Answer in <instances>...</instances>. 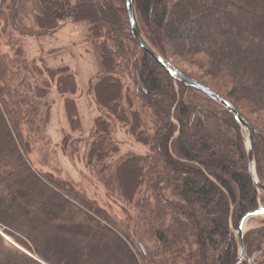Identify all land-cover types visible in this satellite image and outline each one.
I'll use <instances>...</instances> for the list:
<instances>
[{"label":"trees","instance_id":"16d2710c","mask_svg":"<svg viewBox=\"0 0 264 264\" xmlns=\"http://www.w3.org/2000/svg\"><path fill=\"white\" fill-rule=\"evenodd\" d=\"M135 5L149 44L228 101L261 134L253 133V144L264 184V0H136ZM68 19L90 24L87 40L99 71L90 93L102 114L94 121L87 167L139 215L124 211L119 221L76 185L33 168L31 138L40 129L31 115L32 95L44 99L55 85L66 96L71 131L82 132L73 98L77 80L68 67L29 65L17 43L11 56L0 44V229L21 248L0 235V264H235V232L259 209L260 193L234 117L201 91L174 82L145 52L135 59L132 46H139L126 0H0V23L20 38L52 35L59 21ZM27 21L37 32L31 33ZM133 58L139 104L113 76ZM182 64L201 73L189 74ZM19 66L35 76V88L15 71ZM115 122L150 153H129L112 165L120 154ZM81 141L66 135L64 151L71 147L79 154ZM144 189L142 205L137 197ZM244 244L247 258L257 255L254 262L261 264L264 227L248 232Z\"/></svg>","mask_w":264,"mask_h":264},{"label":"rangeland","instance_id":"374dc122","mask_svg":"<svg viewBox=\"0 0 264 264\" xmlns=\"http://www.w3.org/2000/svg\"><path fill=\"white\" fill-rule=\"evenodd\" d=\"M68 20L69 21H64V20L59 21V28L62 27L63 23L65 22H73L70 19ZM26 23L30 26L31 33L37 32L36 29H34L32 25H30L31 21H27ZM88 25L90 28L89 23ZM18 35L19 33L17 31L13 32L10 27L5 29L4 22L0 23V44H1L2 53L6 54L7 56H11L12 55L11 48L13 50H16L17 46L15 44L17 43L20 49L22 50L23 60L28 62L29 65H31L33 62H36L37 64L42 66L41 63L42 61L44 63V66L46 68H49L47 65V53H45L44 46L41 48V53L40 55L37 56V58H33V55L35 56V52L30 51L31 49L29 48L31 42H33V39H34V43H37L35 40L40 41V43H43L44 38L47 37L48 35L42 37H36V38L29 36L28 37L24 36L20 38ZM87 42L93 49L91 43L88 40ZM132 48L133 51L135 52V53L133 52L135 54V59L138 60L141 59L143 51L139 47H137V49L136 48L134 49V47L132 46ZM93 53L95 55L94 49H93ZM54 55L56 54H52L51 58L59 59V55L52 57ZM85 59L87 63H85V67L81 71L82 72H84V70L91 71L93 69L94 64L91 63L90 58H88V55L85 56ZM133 62H134V58L133 60H131L130 67L128 69H125L123 67L119 72L116 73L117 75H113V76L120 79L123 82L125 92L131 95V97L135 98L136 103H138L136 97L140 95L138 92V86L136 84V80L133 77L134 74ZM171 63L173 64L172 61ZM78 67H83V65H78ZM78 67L77 64L74 63L72 64V68L76 69ZM181 68L185 72H188L189 74L201 73L197 68L190 66L188 64H182ZM15 71L18 72L20 76L23 77L26 83H28L33 88H35L37 81L35 76L30 74L29 70L26 71L25 69L19 66L15 69ZM97 76L91 83H89L88 87H84L82 82L83 78L81 79L82 77L81 76L79 80L81 96H79V93L77 92V94L73 97L76 102H78V100L81 99L84 100L85 102H88L89 105H91V108L93 109L94 113L96 114V116L94 117L95 119L101 116L102 114L101 111L96 106L93 96L90 93V86L91 84L94 85L97 82L96 80ZM32 98H33V106H32L31 115L32 117H35L36 120L38 121V126L40 129L38 135L31 138V153L28 155V159L32 164L33 168L37 170L39 173L53 174L58 178H61L76 185L79 188L78 190H81L88 198L96 200L100 206L104 208L106 207L107 210L110 212V214L119 221L122 218H125L123 214L124 211L127 212L128 216L131 217L133 216L134 218H136L139 215V211L136 208H134V205L129 206L123 203L119 198V196H116L117 193L115 194L108 193L103 185L102 179L97 177L96 172H94L92 169L87 167L86 154L88 151V143L90 140H92L91 135L94 132V123L92 122L90 128H88L89 125L87 121L84 122L83 120L84 126H82V132H75V133L71 132L69 121L65 111L66 96L60 95L57 92L55 85H51L49 94L47 95L46 98L38 99L34 94L32 95ZM66 135L71 136L75 140L76 139L82 140L79 154H72L71 147L68 148L67 152L64 151L63 140ZM244 138H245V145L247 148V139L245 137V134H244ZM113 140L117 142V144L119 145L120 154L110 161L112 165H114L120 157L129 153L136 155H143V156L150 153L149 146H144L140 143H137L135 139L129 134L128 129L120 123L115 122L113 126ZM255 166H256V162H255ZM147 196L148 194H146L144 189L143 193L137 197V200L140 201L142 200V205H143L144 197ZM259 204H260L259 208H264L263 193H260ZM261 227H264V218L263 217L252 218L247 222L245 229L246 234L250 231L259 229ZM0 231L2 232L1 229ZM2 234L0 233V235L5 239V241L8 242V244L18 249H21L11 237L7 236L8 238H10V240H8L4 237L5 235ZM256 258H258L257 255L254 257V259ZM258 261L259 263L264 264V256L261 257Z\"/></svg>","mask_w":264,"mask_h":264},{"label":"water","instance_id":"95a60500","mask_svg":"<svg viewBox=\"0 0 264 264\" xmlns=\"http://www.w3.org/2000/svg\"><path fill=\"white\" fill-rule=\"evenodd\" d=\"M136 0H126V9L130 22V29L133 38L137 42L139 48L145 52L155 63H157L176 83H182L186 87L194 88L198 91H201L212 99L214 102L222 106L227 110L235 119L237 124L240 126L242 131L245 134L247 139V158H248V171L255 188L259 193L264 194V184H262L256 174L255 166V153H254V144H253V133L258 137H261V134L254 130L252 131L247 121L236 111V109L225 99L221 98L219 95L214 93L212 90L199 83L198 81L192 79L191 77L181 73L177 70L169 61L164 59L147 41L145 38L141 27L139 25L137 12H136ZM263 217L264 218V208H259L256 211H253L247 214L242 221L238 229L235 232L236 243L238 249V256L235 264H243L244 261H247L250 264H255L254 259H248L245 253V244L244 238L246 235V225L249 220L252 218Z\"/></svg>","mask_w":264,"mask_h":264},{"label":"crops","instance_id":"0c3cea01","mask_svg":"<svg viewBox=\"0 0 264 264\" xmlns=\"http://www.w3.org/2000/svg\"><path fill=\"white\" fill-rule=\"evenodd\" d=\"M88 31V23L84 22L77 24L67 22L65 25L58 28L53 35L45 37L43 43L37 40H35L37 43H34L33 39L29 47L31 49L30 51L35 52L33 58H37L41 53V48L44 46L45 53H47V65L50 69L68 67L76 77L79 96H81L79 86L80 77L82 76L81 79L83 78L82 82L84 87H88L89 83L95 79L99 72L93 49L87 42ZM52 54H56L52 57L59 55V59L51 58ZM86 55H88V58H90L91 63L94 65L91 71L84 70V72H82L81 70L85 67V63H87L85 59ZM73 63L77 64V67L78 65H83V67H78L76 69L72 68ZM76 103L82 126H84V120V122L87 121L89 125L88 128H90L96 116L91 105L82 99L78 100Z\"/></svg>","mask_w":264,"mask_h":264},{"label":"bare ground","instance_id":"6f19581e","mask_svg":"<svg viewBox=\"0 0 264 264\" xmlns=\"http://www.w3.org/2000/svg\"><path fill=\"white\" fill-rule=\"evenodd\" d=\"M139 21V20H138ZM140 25V24H139ZM8 240H10V238H8L7 236H5Z\"/></svg>","mask_w":264,"mask_h":264}]
</instances>
